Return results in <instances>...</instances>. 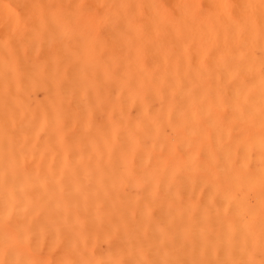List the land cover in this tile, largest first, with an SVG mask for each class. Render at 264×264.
<instances>
[{
	"label": "bare ground",
	"instance_id": "bare-ground-1",
	"mask_svg": "<svg viewBox=\"0 0 264 264\" xmlns=\"http://www.w3.org/2000/svg\"><path fill=\"white\" fill-rule=\"evenodd\" d=\"M0 264H264V0L0 6Z\"/></svg>",
	"mask_w": 264,
	"mask_h": 264
},
{
	"label": "rangeland",
	"instance_id": "rangeland-1",
	"mask_svg": "<svg viewBox=\"0 0 264 264\" xmlns=\"http://www.w3.org/2000/svg\"><path fill=\"white\" fill-rule=\"evenodd\" d=\"M108 1L111 3L109 4ZM168 1L169 0H0V6L2 13L6 15L116 14L136 16L157 14L159 4Z\"/></svg>",
	"mask_w": 264,
	"mask_h": 264
}]
</instances>
